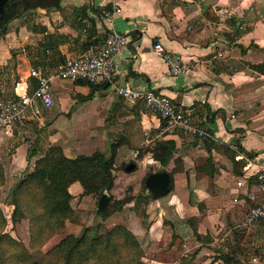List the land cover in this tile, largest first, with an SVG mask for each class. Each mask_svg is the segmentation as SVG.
Listing matches in <instances>:
<instances>
[{
	"label": "crops",
	"instance_id": "crops-1",
	"mask_svg": "<svg viewBox=\"0 0 264 264\" xmlns=\"http://www.w3.org/2000/svg\"><path fill=\"white\" fill-rule=\"evenodd\" d=\"M113 7L115 14L106 18ZM111 29L128 42L115 59L110 83L94 84L92 98L82 100L88 86L54 80L52 106L28 109L21 124L0 135L5 181H13L12 187L50 146L75 158L107 155L118 141L114 167L135 162L139 176L134 183L117 171L110 192L115 200L125 197L118 183L127 181L135 184L131 196L137 197L149 171L175 170L173 190L143 206L148 230L138 217V222L128 218L135 200L96 225H124L141 244L146 264H222V256L229 264H262L264 222L242 224L253 188L247 175L264 165V76L249 67L264 63V0H62L58 9H37L9 23L0 38V92L12 97L15 83L29 70L51 72L66 59L102 47ZM155 43L180 57L187 74L171 77ZM123 85L169 98L208 136L164 132L163 121L142 102L130 105L117 95ZM168 140L175 151L165 167L149 153L137 157L139 150ZM234 161L241 165L240 176L233 172ZM247 162L255 167L246 174ZM244 177L247 187L238 188ZM68 190L74 218L82 217L79 232L85 221L84 227L95 221L98 200L80 197L78 183ZM71 225L65 223L68 232L74 231ZM160 242L156 260L149 248L158 249Z\"/></svg>",
	"mask_w": 264,
	"mask_h": 264
},
{
	"label": "trees",
	"instance_id": "trees-1",
	"mask_svg": "<svg viewBox=\"0 0 264 264\" xmlns=\"http://www.w3.org/2000/svg\"><path fill=\"white\" fill-rule=\"evenodd\" d=\"M61 2L62 0H9L0 17V38L6 34L7 27L13 20L37 9L44 11L58 9ZM249 67L255 73L264 76V63ZM75 83L86 85L90 89L89 95L82 100L92 98L96 90L94 84L82 80ZM120 146L118 141L112 143L107 155L95 152L90 156L67 158L62 148L54 145L35 160L30 170L14 184V189L8 194L9 205L13 207L11 223L15 226L20 221L27 220L29 246L27 249L24 248L20 242L4 233L6 220L0 210V264H145L144 251L139 242L123 225L104 228L103 231L98 225L85 227L79 236L64 234L65 223L74 218L75 213L71 205L72 196L68 190L74 183H78L82 189L80 197L93 196L99 200L101 195H107L109 198L107 207L95 210L96 215L103 220L121 212L127 204L135 200L134 209L142 207L138 215L148 230L147 215L143 206L156 199L147 193L144 181L152 173L143 178V185L137 197L125 195L123 199L115 200L110 194L116 179L115 154ZM174 151L173 141H157L152 149L147 147L139 150L137 157L149 153L152 161L165 167ZM131 163L136 166L135 162ZM204 167L200 171L208 169V165ZM240 170V163L234 161V174L240 176ZM173 172L175 170L169 173V193L173 190ZM4 182V169L0 164V187ZM57 236L63 238L48 251L43 252V247ZM220 261L222 264H229L231 259L222 256Z\"/></svg>",
	"mask_w": 264,
	"mask_h": 264
},
{
	"label": "built area",
	"instance_id": "built-area-1",
	"mask_svg": "<svg viewBox=\"0 0 264 264\" xmlns=\"http://www.w3.org/2000/svg\"><path fill=\"white\" fill-rule=\"evenodd\" d=\"M115 11L116 8L113 7L111 11L105 12L104 16L110 18ZM127 42L126 35L111 29L107 32L102 47L87 50L77 58L66 59L51 72L29 70L24 80L15 83L12 97H5L0 92V135H7L14 126L21 124L28 109L37 106L48 109L52 106L49 86L54 80L72 82L82 80L91 84L110 83L115 59ZM153 50L163 57L171 77L187 74L188 70L180 57L168 53L160 43H155ZM31 80L33 84H30ZM116 93L130 105L142 102L145 108L164 122L166 133L184 132L201 139L208 136L205 131L194 126L189 116L175 107L169 98L161 94L152 90H135L128 85L116 88ZM254 167L251 162H247L243 171L247 174ZM247 178L253 180V188L248 192L251 205L242 224L244 228L264 222V165L258 166L254 173L247 175ZM245 180V177L238 179L236 186L247 187Z\"/></svg>",
	"mask_w": 264,
	"mask_h": 264
},
{
	"label": "rangeland",
	"instance_id": "rangeland-1",
	"mask_svg": "<svg viewBox=\"0 0 264 264\" xmlns=\"http://www.w3.org/2000/svg\"><path fill=\"white\" fill-rule=\"evenodd\" d=\"M58 146V145H57ZM0 164L2 165V161L0 160ZM126 166V164H123V165H121L119 168H117V169H115V174H116V172L117 171H121V172H123V173H125V174H128L127 176H128V179L130 180V182H134V183H136L137 182V176H139V174L137 173V172H133V173H127L126 171H125V167ZM4 169V168H3ZM135 170H137V168L135 169ZM150 173H151V171H149ZM148 172V173H149ZM4 177H5V175H4ZM143 178L142 179H140V184L138 185V188L140 189V191H141V187H142V185H143ZM128 183V181H127V183L125 184L124 183V185H123V182H120V183H118V185L119 186H124L125 187V195H131V193L133 192V188H132V186H131V184L134 186V188H135V184L134 183ZM16 183V182H15ZM13 184V181H10V180H8V178H7V181H5L4 182V184H3V186L2 187H0V210H1V212H2V214H3V216H4V218H5V220H6V226H5V228H4V233H7L9 236H11L13 239H15L16 241H18V242H20L21 243V245L24 247V248H28V246H29V244H28V222H27V220L25 219V220H22V221H20L17 225H15V226H13L12 225V223H11V220H10V216H11V213H12V210H13V207L12 206H10L9 205V200H8V194H9V192H10V188H11V185ZM14 186V185H13ZM166 197L167 196H165V197H161V198H159V199H166ZM76 207V206H75ZM74 207V208H75ZM134 208V207H133ZM142 207L140 206L137 210H135V212H133L132 210V212H127V211H125V212H127V214H128V218L130 217L131 219H132V221H137L138 222V220H137V218L136 217H138V219L140 220V222H141V225H142V227H144L145 228V226H144V224L142 223V219L139 217V215H138V213H139V211L140 210H142L141 209ZM75 210H77V208L75 209ZM76 212V211H75ZM133 213H134V216H133ZM92 214L94 215V219H95V221H93L92 220V222H91V224H92V227H95L96 226V223H98L99 221H102L103 222V219H101V217L100 216H98V215H96V211H92ZM134 217V218H133ZM78 218V217H77ZM77 218L75 219V218H72L71 220H69V222L74 226H70V229H73L74 231H69V232H71V233H69L67 230L64 232V234L66 235H68V234H76V235H74V236H79L81 233H82V231L84 230V226H85V224H87V221H85L84 222V224H81L82 226H83V228L79 231V232H77V229L78 228H76V227H78L79 225H80V220H82V217L80 216V218H79V220L78 221H76L77 220ZM90 219V218H89ZM73 220H75L74 222H73ZM122 224V223H121ZM146 224H148V223H146ZM98 226H101L102 228V231H103V229H104V226L102 225V224H98ZM124 226V225H123ZM167 226V225H166ZM64 236V235H63ZM63 236H57V237H55V238H53V239H51L44 247H43V249H42V251L43 252H46V251H48L50 248H52L54 245H56L62 238H63ZM140 244V243H139ZM149 246V245H148ZM146 247V250H147V248H149V247ZM140 247L142 248V246H141V244H140ZM143 250V249H142ZM152 250V252H153V254H154V256H155V258H156V260L157 259H160V257H158L157 255H161V253H159V254H157L158 253V251H160L161 252V242H160V245H159V248L157 249V247H156V249H154V248H149V251H151ZM148 251V250H147ZM156 253V254H155ZM146 264V263H145Z\"/></svg>",
	"mask_w": 264,
	"mask_h": 264
},
{
	"label": "water",
	"instance_id": "water-1",
	"mask_svg": "<svg viewBox=\"0 0 264 264\" xmlns=\"http://www.w3.org/2000/svg\"><path fill=\"white\" fill-rule=\"evenodd\" d=\"M9 0H0V17L3 15L4 6ZM54 10V8H52ZM48 10V11H52ZM136 166L133 163H129L125 171L127 173H131L135 170ZM170 186V177L169 174L165 171H157L150 174L144 181V187L148 194L152 196L154 199H158L163 197L169 193ZM14 189V186L10 188V191ZM109 203V198L106 194L100 196L98 200L97 209L103 210L107 207Z\"/></svg>",
	"mask_w": 264,
	"mask_h": 264
}]
</instances>
